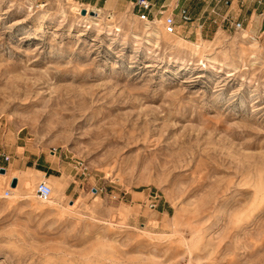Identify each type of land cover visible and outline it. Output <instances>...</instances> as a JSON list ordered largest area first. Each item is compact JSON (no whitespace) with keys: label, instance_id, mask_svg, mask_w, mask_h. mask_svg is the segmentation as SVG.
Instances as JSON below:
<instances>
[{"label":"rangeland","instance_id":"rangeland-1","mask_svg":"<svg viewBox=\"0 0 264 264\" xmlns=\"http://www.w3.org/2000/svg\"><path fill=\"white\" fill-rule=\"evenodd\" d=\"M72 2L0 0V264H264V38Z\"/></svg>","mask_w":264,"mask_h":264},{"label":"crops","instance_id":"crops-1","mask_svg":"<svg viewBox=\"0 0 264 264\" xmlns=\"http://www.w3.org/2000/svg\"><path fill=\"white\" fill-rule=\"evenodd\" d=\"M77 3L82 8L89 6L92 9H112L116 12L122 11L127 6L133 9L134 0H71ZM151 0L153 10L160 5H165V12H176L178 8L185 7L189 11L191 17L200 23L199 34L201 35L208 28L207 21L213 16L218 20V27H226L227 29L234 28L235 22H241L242 28L248 30L249 33H254L258 38H264V0ZM215 7L217 14H212L211 9ZM225 18V19H224ZM201 37V36H200ZM30 154H35L30 152ZM51 155V154H50ZM52 157H55L51 155ZM40 155L31 159V155L25 157L24 167L27 169H35L36 171L46 174L49 169L59 171L58 167H53L48 162L50 159L43 157L39 161ZM20 159V158H19ZM49 176L57 177L55 174Z\"/></svg>","mask_w":264,"mask_h":264},{"label":"built area","instance_id":"built-area-1","mask_svg":"<svg viewBox=\"0 0 264 264\" xmlns=\"http://www.w3.org/2000/svg\"><path fill=\"white\" fill-rule=\"evenodd\" d=\"M224 3H228V1L225 0ZM133 9L136 10V16L139 21L153 23L155 19H161L162 27L167 34L175 33L176 28L179 27L181 23H188L192 20L189 11L185 7L178 8L176 12H173L174 9H172L170 12H165L167 7L165 5H160L157 9L153 10V4L151 3V0H134ZM211 13L217 14V9L212 7ZM233 27L235 29H241V22H235ZM3 159L8 161L9 156L3 155ZM81 168L82 171H84L86 166L83 165ZM50 193L51 187L45 181H39L36 186L37 197L40 199H46L50 196Z\"/></svg>","mask_w":264,"mask_h":264},{"label":"bare ground","instance_id":"bare-ground-1","mask_svg":"<svg viewBox=\"0 0 264 264\" xmlns=\"http://www.w3.org/2000/svg\"><path fill=\"white\" fill-rule=\"evenodd\" d=\"M44 5H46V4H42L41 6L43 7ZM69 9H70V11L72 12V13H75V14H79V15H85V16H80V17H82V18H90V19H94L93 17V15L94 14H96V12L94 11L95 9H92L91 7H89V6H84L83 8H82V6L80 7L79 5H77L74 1L71 3V5H69ZM81 9H85L86 10V13L85 14H82L81 13ZM91 11H94V14H91ZM100 13V12H99ZM92 15V16H91ZM161 21V19H155L154 20V22H160ZM90 22H91V20H90ZM93 22H95V21H93ZM153 22V23H154ZM97 25V24H96ZM146 27V26H145ZM147 28V27H146ZM153 30V29H152ZM166 33V32H165ZM167 34V33H166ZM169 35H175V33H173V34H169ZM158 37V36H157ZM251 38V37H250ZM51 155H53V156H55L54 154H51ZM40 172V171H39ZM42 175H45L43 172H40ZM1 176H5L6 174H0ZM16 178L15 177V175H13V176H10V179L11 178ZM12 178V179H13ZM11 182V181H10ZM16 190H17V188H11V185H10V191H11V194H12V196L11 197H14L16 194ZM51 192H52V188H51ZM51 194V193H50Z\"/></svg>","mask_w":264,"mask_h":264},{"label":"water","instance_id":"water-1","mask_svg":"<svg viewBox=\"0 0 264 264\" xmlns=\"http://www.w3.org/2000/svg\"><path fill=\"white\" fill-rule=\"evenodd\" d=\"M81 13L82 14H85L86 13V10L85 9H81ZM91 14H94V11H91ZM0 172H4V168L3 167L0 168ZM16 180H17V178H13L11 180V183H10L11 187H13V186L16 185Z\"/></svg>","mask_w":264,"mask_h":264},{"label":"trees","instance_id":"trees-1","mask_svg":"<svg viewBox=\"0 0 264 264\" xmlns=\"http://www.w3.org/2000/svg\"><path fill=\"white\" fill-rule=\"evenodd\" d=\"M47 172V171H46Z\"/></svg>","mask_w":264,"mask_h":264}]
</instances>
